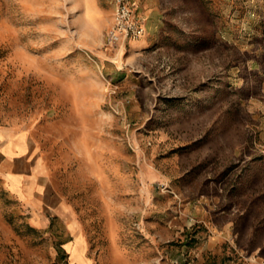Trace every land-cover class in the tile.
<instances>
[{"label":"rangeland","instance_id":"obj_1","mask_svg":"<svg viewBox=\"0 0 264 264\" xmlns=\"http://www.w3.org/2000/svg\"><path fill=\"white\" fill-rule=\"evenodd\" d=\"M134 1L117 46L112 0H0L40 200L0 179V264H66L74 233L95 264H264V0Z\"/></svg>","mask_w":264,"mask_h":264},{"label":"crops","instance_id":"obj_2","mask_svg":"<svg viewBox=\"0 0 264 264\" xmlns=\"http://www.w3.org/2000/svg\"><path fill=\"white\" fill-rule=\"evenodd\" d=\"M32 153L30 143L22 134L13 135L7 129L0 128V179L3 186L20 199L37 200L33 204L39 206L40 200L36 197L38 192L34 191L31 194L35 183ZM75 235L80 236L77 233L71 234V239L59 244L66 253V264H95L93 258L86 252L82 237L80 236L81 239L76 241ZM74 245L76 248H73Z\"/></svg>","mask_w":264,"mask_h":264},{"label":"built area","instance_id":"obj_3","mask_svg":"<svg viewBox=\"0 0 264 264\" xmlns=\"http://www.w3.org/2000/svg\"><path fill=\"white\" fill-rule=\"evenodd\" d=\"M112 6L111 20L104 32L107 44L121 46L145 33L144 23L136 14L134 0H112Z\"/></svg>","mask_w":264,"mask_h":264}]
</instances>
